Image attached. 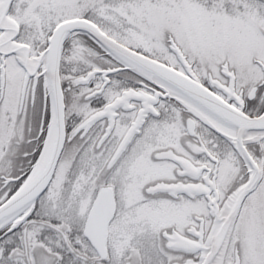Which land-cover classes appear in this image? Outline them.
<instances>
[{
    "label": "snow or ice",
    "instance_id": "6c2138e0",
    "mask_svg": "<svg viewBox=\"0 0 264 264\" xmlns=\"http://www.w3.org/2000/svg\"><path fill=\"white\" fill-rule=\"evenodd\" d=\"M0 264H264V0H0Z\"/></svg>",
    "mask_w": 264,
    "mask_h": 264
}]
</instances>
